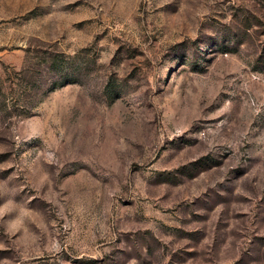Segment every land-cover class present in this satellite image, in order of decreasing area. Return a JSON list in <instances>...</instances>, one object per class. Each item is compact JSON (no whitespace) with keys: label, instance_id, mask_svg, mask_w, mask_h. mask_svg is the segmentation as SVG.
<instances>
[{"label":"rangeland","instance_id":"374dc122","mask_svg":"<svg viewBox=\"0 0 264 264\" xmlns=\"http://www.w3.org/2000/svg\"><path fill=\"white\" fill-rule=\"evenodd\" d=\"M0 264H264V0H0Z\"/></svg>","mask_w":264,"mask_h":264}]
</instances>
